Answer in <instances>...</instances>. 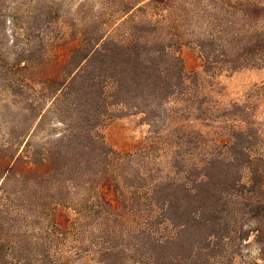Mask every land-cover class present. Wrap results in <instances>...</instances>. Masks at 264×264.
Wrapping results in <instances>:
<instances>
[{
	"label": "trees",
	"instance_id": "trees-1",
	"mask_svg": "<svg viewBox=\"0 0 264 264\" xmlns=\"http://www.w3.org/2000/svg\"><path fill=\"white\" fill-rule=\"evenodd\" d=\"M89 1L0 0V46L6 21L29 40L0 48L1 86L22 98L0 135V264H233L243 248L264 260V126L251 105L216 118L203 94L216 72L264 66V0H107L101 14ZM74 6L68 37L31 44ZM113 14L125 24L117 39L98 31L99 15ZM79 20L89 26L74 29ZM188 46L199 67L185 65ZM39 87L66 106L60 134L31 147L46 111ZM173 99L184 101V120L217 130L171 134L168 171L156 180L129 174L133 153L109 145L101 128L130 109L159 115ZM23 207L39 211L48 241L23 236L9 214Z\"/></svg>",
	"mask_w": 264,
	"mask_h": 264
},
{
	"label": "rangeland",
	"instance_id": "rangeland-1",
	"mask_svg": "<svg viewBox=\"0 0 264 264\" xmlns=\"http://www.w3.org/2000/svg\"><path fill=\"white\" fill-rule=\"evenodd\" d=\"M14 1L16 0H11V2ZM77 1L65 0V3L74 5ZM105 1L107 4V0H90L88 6H92L96 14H101L99 10ZM74 9H76L75 6L72 8L73 13L68 17H63V19L59 18L49 24H45L44 26L48 28L49 34L48 31L46 32L47 34L41 31L39 36L31 38V44H38L43 39V42L49 45L48 38L51 34V36L67 34L66 36L68 37L69 27L70 30L73 29L72 15H76ZM109 12L111 11L107 8V13ZM139 16L137 15V17ZM99 19H101V23L98 26L100 28L98 30L99 32L105 31V33H109L108 36L110 35L116 39L122 37V30L125 24L122 26L121 22L123 18L121 16L113 14L107 16L102 15L100 17L99 15ZM153 20H156V17ZM3 26L6 35L4 40L8 41V45L1 44L0 48L18 50L19 48L26 47L25 43H29V40L26 36H18L17 38L14 24L12 25L11 22L6 21ZM82 26H89V23L87 21L83 23L79 20L75 23L74 29H81ZM193 26L197 25L194 23ZM2 42L3 38L0 40V43ZM40 48L45 50L47 47L43 45ZM180 53L187 68L199 67L200 58L198 48H193L192 46L183 47L180 48ZM203 82L206 83L203 94L208 96L206 107H208L213 115H216V118L225 116L223 115L224 113L222 114V109L232 111V105L234 104H238L241 108L242 105H251L249 109L255 112V116L253 117L256 122L264 126V66L245 67L232 71L226 70L220 71V73L216 72L210 81L206 79ZM6 89L7 87L1 86L0 83V135L6 131L9 125L16 121L14 118V113L16 112L14 111L22 104L20 102L22 98L7 96ZM8 90L10 91L11 89L8 88ZM36 90L37 92L34 93V97L36 100H40L42 109L46 111L43 114V119L31 134V147H37L51 137L60 134L61 127L63 126L58 121L60 117V113L58 112L66 106V103L60 105L49 104L50 100H47L46 87H39ZM183 103L184 101L178 103L173 99L161 107L159 115L151 116L150 113L144 116L142 113H136L130 109V111L127 110L128 112L125 113V116L118 118L114 116L104 128H101L100 132L109 145L116 149L133 153L134 156L131 162L138 166L136 168L125 166V170L129 174L132 173V169L133 172L136 169L145 173L150 171L152 177L148 178V180H156L158 176H162L168 171L169 156L174 150V147H169V142L167 141V138H170L171 134L176 135L181 131H185V135L200 132L202 138H205L208 135L210 136L213 130L217 128V125L207 126L193 120H184L185 117L181 115V105ZM191 117L189 116L188 118ZM120 159L122 158L118 160ZM147 176H150L149 173ZM79 193L77 190L75 196H79ZM36 213H39V211H32L27 207H23L19 213L17 211L9 212L10 215H16L19 217V221L21 220L22 226L20 231L27 230V233L23 234V236L28 235L35 241L38 239L48 241L50 238L47 236L44 231L45 228L43 227L45 222L42 219H37ZM13 234L11 233L10 238H12ZM60 239L63 240L61 237ZM243 252L244 255L237 257L233 264H264V260H251L250 257L253 255L247 258V253H245L244 248ZM248 252L253 254L251 250Z\"/></svg>",
	"mask_w": 264,
	"mask_h": 264
}]
</instances>
